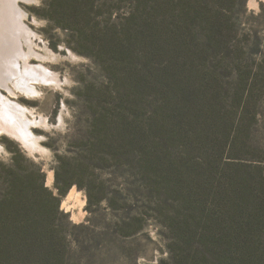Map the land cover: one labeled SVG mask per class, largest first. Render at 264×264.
<instances>
[{"label": "trees", "instance_id": "1", "mask_svg": "<svg viewBox=\"0 0 264 264\" xmlns=\"http://www.w3.org/2000/svg\"><path fill=\"white\" fill-rule=\"evenodd\" d=\"M103 1L78 0L85 17L107 16L105 24L86 22L77 31L88 55L109 67L112 83L115 125L108 127L104 109L97 113L104 147L94 157L96 169L114 163L138 178L144 208L168 222L176 250L159 264H264V200L237 184L233 197L217 199L221 173L240 164L250 125L264 113V39L244 22L246 0L237 16L224 7L228 0H131L124 12L115 0ZM123 133L128 144L108 151ZM74 161L87 176L81 160ZM45 184L42 167L32 161L9 169L0 189V264H97L93 249L114 240L137 263L136 241L129 240L138 233L136 217L115 225L114 238L97 235L60 211L61 198L81 184L62 182L58 171L59 196ZM203 191L211 203L202 201ZM107 194L100 201L116 209L117 194ZM172 195L188 207L176 209ZM217 209L222 219L215 224ZM70 229H82V238L68 241Z\"/></svg>", "mask_w": 264, "mask_h": 264}, {"label": "rangeland", "instance_id": "2", "mask_svg": "<svg viewBox=\"0 0 264 264\" xmlns=\"http://www.w3.org/2000/svg\"><path fill=\"white\" fill-rule=\"evenodd\" d=\"M12 1L14 2V0H0V83H4L1 81L4 77L11 78L8 87L13 89L16 95L13 96L3 87H0V93L17 105L32 110L34 117L45 119L46 124L32 128L41 146L40 150L33 149L32 152L7 131L0 134V189L5 187V177L10 168L26 169L27 161H32L42 167L46 188L59 196L56 185L58 171L62 182H77L82 185V188L74 185L61 198L60 211L68 216L73 225H88L97 235L108 234V237L112 235L114 238L115 225L128 218H137L133 229L138 233L129 239L136 241L132 250L133 255L135 253L138 255L137 263L133 262L125 253L127 251L119 248L113 239L114 241L108 244L98 243L93 249L97 256V264H159L160 260H168L170 253L176 250L172 249L175 234L165 218L156 216L144 208L146 203L140 195L144 186L140 185L138 178L128 177L114 163L105 162L102 169H96L94 157L104 146L100 143L99 134L96 133L100 124L98 121L95 122V117L104 109L106 114H109L108 127H111L113 118L110 113L113 109V99L109 84L112 83L109 81V67L102 60L88 55L89 45L77 34V31L84 27L86 22L96 25L105 24L106 14L87 18L80 13L78 0H41L39 7L21 0H17L16 6L12 7ZM107 1L102 3L106 4ZM242 1L234 0L230 3L228 0L224 7L230 5L237 16L241 13L239 6ZM114 2L118 4L121 12H124L129 9L131 0ZM246 9L248 12L244 13V22L255 25L257 33L264 39V13L258 19L250 18L264 12V0H246ZM18 13L27 17L22 19ZM113 20L115 17L112 18ZM33 37L34 50L48 57V60L41 61L33 57L29 65H43L56 73L60 79L58 86L40 87L39 98L23 96L11 84L12 81L20 85L25 82L22 75L18 74L29 69H24L18 51L21 49V52L28 53L26 41ZM92 37V39L99 38L98 35ZM16 59L19 61L20 71L10 70L11 75H9L7 65H12ZM261 103L264 105V99ZM1 122L7 124L8 120L5 117ZM112 124L115 125V120ZM2 126L5 125L0 124V127ZM250 127H252L250 136L246 135L247 146L241 148L240 164L226 168L225 172L221 173L222 192L217 196L218 201L233 197L236 184L250 187L256 196L264 200V113L258 117V123L256 125L252 123ZM124 128L121 127V130ZM84 138L87 140L85 141ZM114 142L115 144L111 149L108 148V151L116 148L118 152L120 146H126L128 144L126 134H119V138ZM74 159L81 160L80 168L83 166L88 169L87 176L79 174L85 170L78 169V163ZM83 160L87 162H82ZM199 171L203 173L202 170L198 169L197 172ZM50 172L53 173V182L48 185L47 177ZM187 174L196 176L197 173L190 170ZM89 176L91 178H88ZM211 182L209 179L201 187L207 191L211 189ZM86 189L90 191L91 208H89ZM187 189L189 190V186ZM107 193L113 196L117 194L119 206L116 209L110 208L107 202L100 201L103 195L104 197L108 195ZM134 193H138V196L135 197ZM245 196L249 198V192ZM172 198L174 201L171 205L176 209L183 210L188 207L187 204L185 207L181 206V197L172 195ZM201 199L203 202L211 203V198L204 191ZM212 217L214 223L215 219L221 220V212L217 209ZM218 229L217 226V231ZM81 232L82 229H70L67 232V240L73 242L75 239H81ZM262 244L264 245V241Z\"/></svg>", "mask_w": 264, "mask_h": 264}, {"label": "bare ground", "instance_id": "3", "mask_svg": "<svg viewBox=\"0 0 264 264\" xmlns=\"http://www.w3.org/2000/svg\"><path fill=\"white\" fill-rule=\"evenodd\" d=\"M16 1H12V7L16 6ZM26 4H32L31 0H21ZM253 1V0H252ZM22 19L27 17V15H21L18 13ZM36 37V35H33ZM34 37L32 39H27L28 44V53L21 52V49L18 51L20 52V58L23 60L24 69H29L27 72H19L18 75H22V79L25 80L23 84H17L14 81L11 82L17 89V91L26 97L29 98H39L41 96L40 87H49V86H58L59 85V76L54 73L53 71L49 70L43 65L40 66H30L29 61L36 57L41 61H47L48 57L42 56L34 50ZM14 58V56H12ZM16 59L12 65H7L9 68L7 72L11 75L10 70H16L19 67V61ZM6 68V64H4ZM1 69V68H0ZM19 70V69H18ZM2 71V70H1ZM20 71V70H19ZM8 76V75H7ZM4 77L1 79L2 82L0 83V87L8 89L10 93L15 96L16 92L13 89H10L8 83L11 81V78L6 79ZM8 120V123H2L1 119ZM0 124L5 125L0 127V134L3 131H7L9 134L13 135L18 141L24 145L26 149L32 152L33 149L40 150L41 146L39 144V138L33 133L32 128L37 127L42 124H46V120L41 118L38 119L34 117V112L28 108L23 106L17 105L11 99L7 97H3L0 93ZM53 182V173L50 172L47 177L48 185H51Z\"/></svg>", "mask_w": 264, "mask_h": 264}, {"label": "snow or ice", "instance_id": "4", "mask_svg": "<svg viewBox=\"0 0 264 264\" xmlns=\"http://www.w3.org/2000/svg\"><path fill=\"white\" fill-rule=\"evenodd\" d=\"M31 2L34 3L37 7H39L41 0H31Z\"/></svg>", "mask_w": 264, "mask_h": 264}]
</instances>
